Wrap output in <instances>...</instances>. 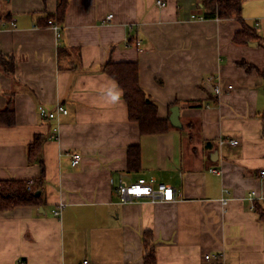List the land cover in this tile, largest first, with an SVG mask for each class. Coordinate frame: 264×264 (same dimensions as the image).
<instances>
[{
  "label": "crops",
  "instance_id": "obj_1",
  "mask_svg": "<svg viewBox=\"0 0 264 264\" xmlns=\"http://www.w3.org/2000/svg\"><path fill=\"white\" fill-rule=\"evenodd\" d=\"M162 1L68 0L58 22L57 0H7L0 54L13 72L0 62V110L11 108L14 124L0 126V180L32 184L42 169L43 203L0 211V264H146L152 247L155 264H264V222L245 200L264 195V82L236 66L264 70V0H241L259 35L249 44L233 42L239 20L204 18L201 0ZM46 15L62 27L58 40ZM108 62H136L157 117L169 121L177 106L179 126L140 134ZM56 103L67 114L42 120L37 107ZM37 134L46 137L41 163L27 159ZM129 147L140 152L136 170ZM72 153L81 155L75 167ZM119 178H153L175 199L121 203Z\"/></svg>",
  "mask_w": 264,
  "mask_h": 264
},
{
  "label": "trees",
  "instance_id": "obj_2",
  "mask_svg": "<svg viewBox=\"0 0 264 264\" xmlns=\"http://www.w3.org/2000/svg\"><path fill=\"white\" fill-rule=\"evenodd\" d=\"M68 0H57V21L64 19L65 9ZM205 8L203 17L218 18L225 21L228 19L239 20L242 29L233 36L236 44H249L257 42L259 35L255 28L251 27L241 18V0H201ZM52 15L42 18V24L47 25ZM264 48V39L260 41ZM1 70L5 74L13 72V61L0 54ZM236 66L243 69L247 74L256 72L264 82V70H259L253 64L240 60ZM104 70L110 74L122 90V98L127 104L129 120L136 122L139 126L140 134H159L165 133L169 129L170 122L161 120L157 117V105L139 84V68L136 62L111 63L104 66ZM14 124L12 109L5 108L0 110V126H11ZM46 137L35 135L33 141L28 146L27 159L29 162L39 160L42 144ZM140 152L137 147L127 149V161L130 170H136L139 165ZM42 174L33 180L31 184L23 179H2L0 180V211H9L20 206H37L43 203L41 194ZM254 211L258 213L259 219L264 222V209L260 204H256ZM146 264H155V254L153 247L149 248V253L145 257Z\"/></svg>",
  "mask_w": 264,
  "mask_h": 264
},
{
  "label": "built area",
  "instance_id": "obj_3",
  "mask_svg": "<svg viewBox=\"0 0 264 264\" xmlns=\"http://www.w3.org/2000/svg\"><path fill=\"white\" fill-rule=\"evenodd\" d=\"M157 4L161 7L165 5V3L161 0H157ZM112 15H109L108 18H111ZM48 23L51 25L52 29L54 30V33L56 37H59L60 34V26L56 24L53 20H49ZM125 46H129V40H124ZM228 89H231V86L228 85ZM216 93H220V88L216 89ZM38 115L43 120H57L60 115L66 114L67 110L59 103H56L55 107L53 109H47L43 106H38ZM57 136V133H55V137ZM230 144H236L237 141L230 140L228 141ZM222 143V141H221ZM80 155L78 153H73L70 156V163L71 166L75 167L80 162ZM211 172H217L216 170L212 169ZM259 175L261 177H264V169L259 171ZM113 183V180L110 181ZM115 190L119 194L120 198L122 195L126 194L130 198L128 200H131L133 197L141 198L146 197L151 202H168L173 201L175 192L172 189L171 186L166 184H157L155 186L152 185V182H146L144 179H138L137 182L126 184L121 178L118 179L117 183L115 184ZM223 196L219 199V202L222 207V211L225 212L228 206V203L230 201V198H228L226 195L229 193L228 189L223 188L222 189ZM225 194V195H224ZM247 200L251 202L250 208L254 210V207L256 204L264 205V195H259L256 191L251 190L248 193V196L246 197ZM122 202H125L121 198ZM64 204L61 203L59 206L53 211V214L55 216H59L61 213V210L63 208ZM220 258L219 255H204L205 260H210L213 258ZM20 263V261H19ZM83 264H87V261H84Z\"/></svg>",
  "mask_w": 264,
  "mask_h": 264
},
{
  "label": "bare ground",
  "instance_id": "obj_4",
  "mask_svg": "<svg viewBox=\"0 0 264 264\" xmlns=\"http://www.w3.org/2000/svg\"><path fill=\"white\" fill-rule=\"evenodd\" d=\"M162 1V0H161ZM164 2V1H163ZM157 3V2H156ZM165 3V2H164ZM158 5V4H157ZM166 5V4H165ZM164 5V6H165ZM159 6V5H158ZM163 6V7H164ZM109 16V15H108ZM49 20H53L56 24H58L59 26H60V34H59V37H56L57 38V40L60 38V36H61V32H62V27H61V25L56 21V20H54V19H49ZM48 20V21H49ZM12 25L14 26V23H12ZM47 25L48 26H50L51 27V25L47 22ZM52 28V27H51ZM54 31V30H53ZM231 86V85H230ZM228 87V86H227ZM217 88H220V93L224 90L223 88H221V87H217ZM216 88V89H217ZM216 89H215V94H220V93H216ZM231 89H232V86H231ZM231 89H228V88H226V91H229V90H231ZM60 104V103H59ZM39 106H42V105H39ZM63 106V105H62ZM44 107V106H43ZM64 107V106H63ZM38 108V107H37ZM65 108V107H64ZM66 109V108H65ZM67 110V109H66ZM38 111V110H37ZM67 114V113H66ZM63 115H65V114H63ZM59 118V117H58ZM43 120V119H42ZM45 121H51V120H45ZM58 132V128L57 127H55L54 129H53V136H55V133H57ZM230 140H235V139H230ZM230 140H228V141H230ZM221 141H222V143H221ZM228 141H226L227 143H229ZM236 141V140H235ZM225 142V140L224 139H221V140H219V143L220 144H223ZM237 143H238V141H237ZM236 143V144H237ZM230 144V143H229ZM236 144H234V145H236ZM231 145H233V144H231ZM73 154V153H72ZM80 155V154H79ZM71 156V155H70ZM80 157H81V155H80ZM81 160V159H80ZM71 164V163H70ZM141 179H143V178H141ZM146 182H149V181H151L152 182V185L153 186H155V185H157V184H160V183H155V180L153 179V178H151V179H149V180H146V179H144ZM138 181V180H137ZM137 181H135V182H137ZM135 182H133V183H135ZM117 183V182H116ZM116 183H113V187H114V190H115V184ZM126 184H131V183H126ZM161 184H165V183H161ZM166 185H168V184H166ZM170 186V185H169ZM173 189V188H172ZM174 190V189H173ZM115 192H116V190H115ZM175 192V191H174ZM117 193V192H116ZM117 195H118V197H119V199H120V202L121 203H131V202H133L134 200H136V199H144V200H147V201H150L148 198H146V197H141V198H136V197H133L131 200H128L130 197L129 196H127L126 194H124V195H122L121 196V198L125 201V202H122L121 201V198H120V196H119V194L117 193ZM57 208V207H56ZM55 208V209H56ZM54 209V210H55ZM53 210V211H54ZM52 211V212H53ZM61 214V213H60ZM54 215V214H53ZM84 262V261H83ZM87 264H88V261H87Z\"/></svg>",
  "mask_w": 264,
  "mask_h": 264
},
{
  "label": "water",
  "instance_id": "obj_5",
  "mask_svg": "<svg viewBox=\"0 0 264 264\" xmlns=\"http://www.w3.org/2000/svg\"><path fill=\"white\" fill-rule=\"evenodd\" d=\"M251 45H256V43H252ZM171 115L169 117V121L174 126H179V108L174 106L170 109ZM37 192L36 194H38Z\"/></svg>",
  "mask_w": 264,
  "mask_h": 264
},
{
  "label": "rangeland",
  "instance_id": "obj_6",
  "mask_svg": "<svg viewBox=\"0 0 264 264\" xmlns=\"http://www.w3.org/2000/svg\"><path fill=\"white\" fill-rule=\"evenodd\" d=\"M7 3V0H0V13L3 15L4 14V12H5V4ZM261 46V45H260ZM71 155V154H70ZM73 167V166H72ZM213 173H215V172H213ZM114 188V187H113ZM249 193V192H248ZM248 193H247V195L245 196V200H247L246 199V197L248 196ZM227 196V195H226ZM248 202H249V205L251 206V202L249 201V200H247ZM263 209H264V205H260Z\"/></svg>",
  "mask_w": 264,
  "mask_h": 264
}]
</instances>
